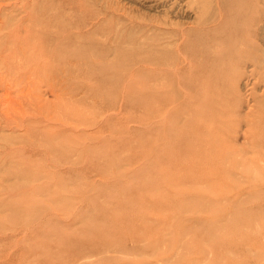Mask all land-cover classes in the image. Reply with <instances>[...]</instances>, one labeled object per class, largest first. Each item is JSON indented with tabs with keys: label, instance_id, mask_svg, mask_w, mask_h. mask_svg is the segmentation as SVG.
I'll use <instances>...</instances> for the list:
<instances>
[{
	"label": "rangeland",
	"instance_id": "1",
	"mask_svg": "<svg viewBox=\"0 0 264 264\" xmlns=\"http://www.w3.org/2000/svg\"><path fill=\"white\" fill-rule=\"evenodd\" d=\"M0 264H264V0H0Z\"/></svg>",
	"mask_w": 264,
	"mask_h": 264
}]
</instances>
